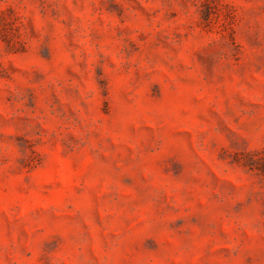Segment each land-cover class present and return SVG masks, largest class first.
Instances as JSON below:
<instances>
[{
	"label": "rangeland",
	"instance_id": "1",
	"mask_svg": "<svg viewBox=\"0 0 264 264\" xmlns=\"http://www.w3.org/2000/svg\"><path fill=\"white\" fill-rule=\"evenodd\" d=\"M0 264H264V0H0Z\"/></svg>",
	"mask_w": 264,
	"mask_h": 264
}]
</instances>
